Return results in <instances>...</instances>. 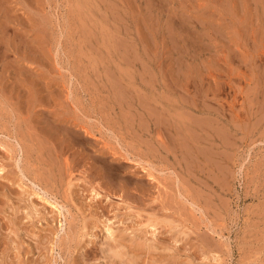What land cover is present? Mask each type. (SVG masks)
Wrapping results in <instances>:
<instances>
[{"label":"rangeland","instance_id":"rangeland-1","mask_svg":"<svg viewBox=\"0 0 264 264\" xmlns=\"http://www.w3.org/2000/svg\"><path fill=\"white\" fill-rule=\"evenodd\" d=\"M0 264H264V0H0Z\"/></svg>","mask_w":264,"mask_h":264},{"label":"bare ground","instance_id":"bare-ground-1","mask_svg":"<svg viewBox=\"0 0 264 264\" xmlns=\"http://www.w3.org/2000/svg\"><path fill=\"white\" fill-rule=\"evenodd\" d=\"M2 169V168H1ZM3 173H4V169H2L1 170ZM151 175V174H150ZM154 179V178H153ZM93 193L94 194H92V195H94V198H93V200H99L100 198L102 199V197H101V194L100 193H98L96 190H94L93 191ZM149 225V224H148ZM155 226V225H154ZM155 228L156 227H154V231H155ZM104 229L106 230V232H107V234L109 235V237H113L114 236V230H113V227L111 226V222H110V220H107V222H105V224H104ZM154 234H155V232H153Z\"/></svg>","mask_w":264,"mask_h":264}]
</instances>
